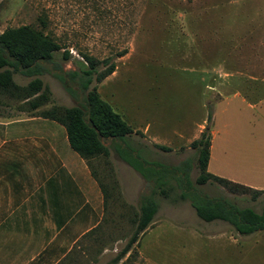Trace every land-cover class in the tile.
<instances>
[{
    "label": "rangeland",
    "instance_id": "obj_1",
    "mask_svg": "<svg viewBox=\"0 0 264 264\" xmlns=\"http://www.w3.org/2000/svg\"><path fill=\"white\" fill-rule=\"evenodd\" d=\"M21 25L41 29L61 46L39 75L50 89L48 106L85 103L86 90L68 75L86 67L83 54L114 62L113 74L93 79L89 88L97 85L124 120L150 125L159 145L170 148L138 134L135 140L150 151L147 159L180 166L182 187L203 197L262 210L264 193L252 198L217 182L196 184L191 142L208 126V171L243 184L264 182V0H0V33ZM13 78L25 85L33 77ZM154 197L158 211L140 242L144 263L264 264L263 231L242 235L225 221L200 219L187 200ZM132 230L124 223L101 247L120 238L121 249ZM139 256L134 246L128 259Z\"/></svg>",
    "mask_w": 264,
    "mask_h": 264
},
{
    "label": "crops",
    "instance_id": "obj_2",
    "mask_svg": "<svg viewBox=\"0 0 264 264\" xmlns=\"http://www.w3.org/2000/svg\"><path fill=\"white\" fill-rule=\"evenodd\" d=\"M21 105L0 96V264H149L140 242L153 222L124 254L127 242L118 249L120 238L101 247L129 223L148 182L116 154L110 138H102L111 146L109 157L121 192V200L109 199L106 206L98 181L70 146L65 127ZM127 121L135 148L147 158L149 149L134 136L160 144L157 134L150 132V125L141 128ZM211 158L210 148L207 170ZM256 181L244 185L264 190V182ZM134 246L140 256L128 259Z\"/></svg>",
    "mask_w": 264,
    "mask_h": 264
},
{
    "label": "trees",
    "instance_id": "obj_3",
    "mask_svg": "<svg viewBox=\"0 0 264 264\" xmlns=\"http://www.w3.org/2000/svg\"><path fill=\"white\" fill-rule=\"evenodd\" d=\"M60 49L61 46L49 35L31 25L5 29L0 33V96L21 101V107L55 120L65 127L70 146L86 161L98 181L106 206L109 199L112 202L121 200V192L109 157L111 146L105 145L102 138H110L116 154L148 182L150 192L141 198L137 211L129 217L133 230L121 254L137 243L141 233L153 222L158 211L155 194L171 203L187 200L200 219L206 222L225 221L239 234L264 232V205L262 210L257 212L251 207L235 206L224 198L203 197L195 190L182 187L181 178L176 174L181 169L180 166L150 161L143 156L144 152L141 153L135 148L131 139L133 128L102 99L97 85L89 88L93 79L99 83L115 71L114 62L109 63L107 59L98 60L83 54L86 67L80 71L71 70L68 75L79 82L82 90H86L85 103L73 106L50 104L44 107L51 102L50 89L39 75L47 72L45 63L52 62L54 53ZM63 58H70L68 51H64ZM14 73L33 78L27 84L21 85L15 82ZM55 76L63 84L66 83L64 75L55 73ZM66 89L72 93L71 89ZM210 119L211 113L208 114L207 120ZM155 146L170 150L167 146ZM210 146L211 133L209 127L205 126L200 136L191 142V147L197 150L196 165L199 173L195 179L196 184L217 182L231 193L252 192V198L264 193V190H257L210 173L207 170ZM173 180L176 184L172 183ZM177 187L180 188L179 191H176Z\"/></svg>",
    "mask_w": 264,
    "mask_h": 264
},
{
    "label": "built area",
    "instance_id": "obj_4",
    "mask_svg": "<svg viewBox=\"0 0 264 264\" xmlns=\"http://www.w3.org/2000/svg\"><path fill=\"white\" fill-rule=\"evenodd\" d=\"M71 53L75 54L73 51H70Z\"/></svg>",
    "mask_w": 264,
    "mask_h": 264
}]
</instances>
